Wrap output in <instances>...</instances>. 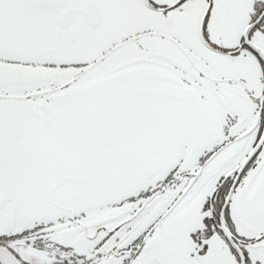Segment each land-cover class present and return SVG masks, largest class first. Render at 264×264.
Returning a JSON list of instances; mask_svg holds the SVG:
<instances>
[{
    "label": "snow or ice",
    "instance_id": "snow-or-ice-1",
    "mask_svg": "<svg viewBox=\"0 0 264 264\" xmlns=\"http://www.w3.org/2000/svg\"><path fill=\"white\" fill-rule=\"evenodd\" d=\"M0 264H264V0H0Z\"/></svg>",
    "mask_w": 264,
    "mask_h": 264
}]
</instances>
